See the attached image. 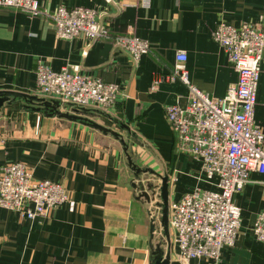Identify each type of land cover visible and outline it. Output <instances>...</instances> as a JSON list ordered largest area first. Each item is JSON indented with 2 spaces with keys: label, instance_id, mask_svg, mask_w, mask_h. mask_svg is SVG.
I'll return each instance as SVG.
<instances>
[{
  "label": "crops",
  "instance_id": "1",
  "mask_svg": "<svg viewBox=\"0 0 264 264\" xmlns=\"http://www.w3.org/2000/svg\"><path fill=\"white\" fill-rule=\"evenodd\" d=\"M36 1L49 13L58 7L93 10L109 34L145 40L150 52L133 62L107 40L61 39L48 20L0 9V91L44 98L36 86L37 62L56 72L77 68L79 75L116 84L113 108L91 107L108 117L93 113L90 120L119 133L137 167L167 175L168 203L195 188L214 190L199 161L175 151L164 115L166 106L187 104L186 87L179 81L154 84V77L168 74L181 51L190 84L222 98L237 74L210 33L220 22L264 27V0H147L145 5L141 0ZM259 69L253 120L264 135V51ZM9 163L24 165L35 180L61 184L68 200L32 222L0 207V264H150V248L161 238L158 214L153 202L136 199L122 146L113 137L24 111L19 102L4 104L0 168ZM262 181L264 176L252 172L232 195L240 209L234 245L222 248L217 261L200 258L187 264H264V244L251 233L262 206ZM151 209L157 230L153 240L147 215ZM169 242V264H185L171 230Z\"/></svg>",
  "mask_w": 264,
  "mask_h": 264
},
{
  "label": "built area",
  "instance_id": "2",
  "mask_svg": "<svg viewBox=\"0 0 264 264\" xmlns=\"http://www.w3.org/2000/svg\"><path fill=\"white\" fill-rule=\"evenodd\" d=\"M145 5L147 0H141ZM0 9L19 12L52 23L56 35L65 40L83 37L91 43L107 40L133 62L150 52V44L134 36L111 35L99 26L95 11L58 7L49 13L36 0H0ZM237 74L235 84L222 98H212L188 81L186 56L178 51L175 64L166 75L154 77V84L179 81L188 92L184 107L164 108L176 152L196 159L206 183L214 190L195 188L168 203V227L173 232L179 258L217 261L224 247L234 245L239 228L240 209L232 195L240 191L252 172L264 176V135L254 123L253 114L259 68L264 51V27L242 24L238 28L220 22L210 33ZM36 86L44 98L80 107L109 110L114 107L119 86L79 75L77 68L53 71L37 62ZM262 206L251 233L264 244V181ZM65 188L49 180H35L20 163L0 168V207L28 221L44 219L48 210L67 202Z\"/></svg>",
  "mask_w": 264,
  "mask_h": 264
},
{
  "label": "water",
  "instance_id": "3",
  "mask_svg": "<svg viewBox=\"0 0 264 264\" xmlns=\"http://www.w3.org/2000/svg\"><path fill=\"white\" fill-rule=\"evenodd\" d=\"M111 3L110 0H106ZM99 26H102V22L99 21ZM92 41L91 43H93ZM15 102L20 103V107L24 111L37 112L47 117H55L58 119L66 120L68 122H75L81 124L85 127L91 128L100 132L103 135H109L117 140L122 146L124 157L126 160L127 167L133 176V180L130 184L131 188L137 192L136 199H143L147 204L153 202V207L156 209L158 214V225L159 234L161 236L160 241L151 246L150 248V264H169V227H168V177L165 173H157L146 168H138L135 166L134 161L128 152V143L122 138L119 133H116L108 128H105L92 120H90L93 113L101 114L102 116L108 115L105 112L95 110L92 108L80 107L71 103H62L59 100L42 98L37 96H28L23 94H18L14 92L0 91V108L4 104H13ZM62 109V110H61ZM113 120L118 128L122 131L129 133L127 126L120 124L119 122ZM129 137V135H127ZM148 173L158 180L157 184H152L147 182L143 185L139 177L142 174ZM156 200H154L155 198ZM154 210V209H153ZM148 210L147 215L149 217V234L150 239L153 240V235L157 231L154 225L155 216H152L153 211ZM163 240V242H162ZM163 247V248H162ZM164 249V250H163ZM165 251V252H164Z\"/></svg>",
  "mask_w": 264,
  "mask_h": 264
},
{
  "label": "rangeland",
  "instance_id": "4",
  "mask_svg": "<svg viewBox=\"0 0 264 264\" xmlns=\"http://www.w3.org/2000/svg\"><path fill=\"white\" fill-rule=\"evenodd\" d=\"M135 164V163H134ZM136 166V164H135ZM137 167V166H136ZM139 168V167H138ZM141 169H143V167H140ZM139 179L141 180L142 184L143 185H146L147 182L149 183H152V184H157L158 183V180L156 178H154L153 176L149 175L148 173L146 174H142ZM155 198V197H154ZM156 200V198L154 199ZM152 207H153V203L151 204ZM154 210H156L154 207H153Z\"/></svg>",
  "mask_w": 264,
  "mask_h": 264
}]
</instances>
